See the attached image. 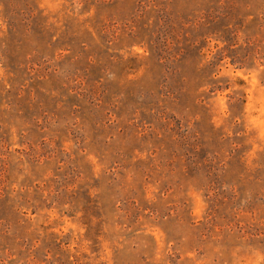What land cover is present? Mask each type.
Wrapping results in <instances>:
<instances>
[{
	"label": "rangeland",
	"instance_id": "1",
	"mask_svg": "<svg viewBox=\"0 0 264 264\" xmlns=\"http://www.w3.org/2000/svg\"><path fill=\"white\" fill-rule=\"evenodd\" d=\"M0 264H264V0H0Z\"/></svg>",
	"mask_w": 264,
	"mask_h": 264
}]
</instances>
